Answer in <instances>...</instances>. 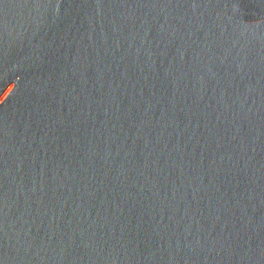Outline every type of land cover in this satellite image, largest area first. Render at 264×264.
Returning a JSON list of instances; mask_svg holds the SVG:
<instances>
[{
	"label": "water",
	"instance_id": "obj_1",
	"mask_svg": "<svg viewBox=\"0 0 264 264\" xmlns=\"http://www.w3.org/2000/svg\"><path fill=\"white\" fill-rule=\"evenodd\" d=\"M0 264H264V0H0Z\"/></svg>",
	"mask_w": 264,
	"mask_h": 264
}]
</instances>
